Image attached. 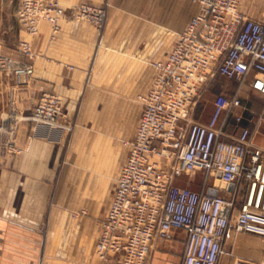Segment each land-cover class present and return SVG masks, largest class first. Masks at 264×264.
I'll use <instances>...</instances> for the list:
<instances>
[{
  "label": "built area",
  "instance_id": "obj_1",
  "mask_svg": "<svg viewBox=\"0 0 264 264\" xmlns=\"http://www.w3.org/2000/svg\"><path fill=\"white\" fill-rule=\"evenodd\" d=\"M191 1L199 6L198 14L167 61L153 63L152 87L137 97L142 118L101 222L98 264H147L154 242L174 231L186 233L181 264H220L232 231L264 242V150L244 125L243 110L246 88L264 97V23L241 12L242 0ZM63 5L62 0H20L17 17L31 37L49 24L54 40L66 13ZM72 12L99 32L106 25V6L83 3ZM20 46L26 58L35 57L30 41ZM2 62L15 82L14 106L15 92L30 84L34 66L11 58ZM219 78L234 83L235 91L216 95L209 121L201 123L194 115ZM65 119L62 98L44 93L23 121L30 125L29 138L54 142L70 130ZM179 173H203V189L178 186ZM209 178L219 179L224 193L212 194ZM228 255L233 264H264V250L261 260ZM39 264L47 263L42 257Z\"/></svg>",
  "mask_w": 264,
  "mask_h": 264
},
{
  "label": "crops",
  "instance_id": "obj_2",
  "mask_svg": "<svg viewBox=\"0 0 264 264\" xmlns=\"http://www.w3.org/2000/svg\"><path fill=\"white\" fill-rule=\"evenodd\" d=\"M62 2L66 13L54 40L47 23L31 38L19 28L20 41L32 43L35 57L26 58L21 47L9 56L30 62L34 77L16 90L14 99L29 114L44 93L57 94L77 127L69 144L66 133L49 142L29 138V128L24 127L17 140L24 153L0 164V264H39L42 257L50 264H98L100 221L109 212L130 156L128 143L135 139L142 118L143 107L136 97L150 90L157 75L153 63L167 61L179 35L199 12L191 0ZM83 3L108 4L102 32L73 16L72 8ZM239 9L264 23V0H242ZM0 90L10 100L8 79L0 80ZM234 91V83L216 80L195 119L207 123L214 97ZM263 107L264 97L246 88L244 125L252 129L254 144L264 150ZM187 176L179 173L177 185L197 191L198 182ZM216 182L212 192L224 193L226 186ZM45 219L48 230L43 236L39 227ZM242 235L228 234L227 254L220 264H233L231 251L257 259L255 248L245 245ZM185 241L184 231L156 240L147 264H181Z\"/></svg>",
  "mask_w": 264,
  "mask_h": 264
},
{
  "label": "rangeland",
  "instance_id": "obj_3",
  "mask_svg": "<svg viewBox=\"0 0 264 264\" xmlns=\"http://www.w3.org/2000/svg\"><path fill=\"white\" fill-rule=\"evenodd\" d=\"M19 5H20V0H3V1L1 0L0 1V80L5 81V79H8V82L10 83V89L15 87V82L13 81V78L10 76H7L6 72L3 70L2 60L10 58L9 54L12 53L13 51L14 52L17 51L18 48L21 47L19 28L24 32V35H26L28 38H31V36L27 35V33L23 30L22 26L19 23V20L17 17ZM104 6L107 7V11H108V8H109L108 4L106 3ZM20 89L21 88H17V90H20ZM7 97H8L7 94L3 93L2 90H0V164L2 162H7V159L9 157H12L14 155L15 156L21 155L24 153L23 147L21 146V144H18L17 140L19 136L21 137L22 130L24 127L29 128L28 137H30L29 136L30 125L28 122L23 121V120L24 118L31 116L33 108H34L33 106V108L31 109V113L27 114L24 111L25 109H23L20 106V104L13 106L11 104V98L10 100H8ZM137 97H136V101H137ZM205 101L207 103V100L204 99V103ZM255 109H258V111H260L261 106H258ZM65 121L69 124V127H70V130L65 131L66 143L69 144L70 139L76 130L77 122L75 119L70 118L67 115V113H66ZM13 142L15 143L13 144ZM14 145H16V148L14 147ZM184 175L187 176L186 174ZM187 177H190L198 182L199 189L197 191H201L203 189L204 182H205V175L203 173L190 174ZM215 182H216L215 178H209L210 185H214ZM216 183L218 187L222 186L221 182H216ZM52 203H53V197L51 198L50 205H52ZM73 214H74V217L79 216V212H74ZM101 222L102 220L100 221V224ZM47 230H48V220L45 219L41 223L39 227V231L43 236H46ZM241 237L244 240L245 245L251 246V247L253 246L255 248L257 260H261L263 258V250H264L263 240L256 236L248 235V234H243ZM44 259L47 264H50L46 260V258ZM97 260H98L97 262H99L98 256H97Z\"/></svg>",
  "mask_w": 264,
  "mask_h": 264
},
{
  "label": "water",
  "instance_id": "obj_4",
  "mask_svg": "<svg viewBox=\"0 0 264 264\" xmlns=\"http://www.w3.org/2000/svg\"><path fill=\"white\" fill-rule=\"evenodd\" d=\"M231 189H233V185H231V187H230ZM212 194H214V195H216L217 194V192L216 191H213L212 192Z\"/></svg>",
  "mask_w": 264,
  "mask_h": 264
}]
</instances>
